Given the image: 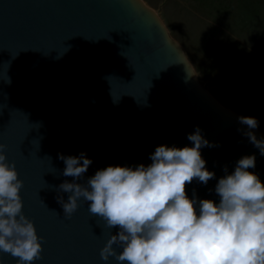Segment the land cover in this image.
I'll use <instances>...</instances> for the list:
<instances>
[{
  "label": "water",
  "instance_id": "95a60500",
  "mask_svg": "<svg viewBox=\"0 0 264 264\" xmlns=\"http://www.w3.org/2000/svg\"><path fill=\"white\" fill-rule=\"evenodd\" d=\"M239 117L201 84L143 0H0V143L23 181L22 212L43 238L32 264H117L100 250L119 229L93 216L90 202L64 216L57 196L70 194L58 186L74 178L62 174L60 154L92 161L75 181L84 184L109 165H149L157 146H193L187 136L199 127L216 145L201 148L215 177L186 191L218 204V180L244 156L255 155L249 171L264 182V155L245 133L264 134ZM17 259L0 251V264Z\"/></svg>",
  "mask_w": 264,
  "mask_h": 264
},
{
  "label": "clouds",
  "instance_id": "9594fccd",
  "mask_svg": "<svg viewBox=\"0 0 264 264\" xmlns=\"http://www.w3.org/2000/svg\"><path fill=\"white\" fill-rule=\"evenodd\" d=\"M238 119L249 129L259 127L255 117ZM245 135L264 155V140L252 131ZM187 139L193 146H157L149 165H109L84 184L75 181L92 163L86 154L59 155L65 164L62 174L74 178L58 186L70 194L67 201L57 196L64 216L71 218L83 198L90 202L93 216L102 218L106 227L119 229L100 250L102 260L111 257L117 264H264V182L249 171L255 167V155L240 158L235 170L218 180V204L189 198L188 184L198 180L206 185L215 177L205 167L201 148L216 145L201 135L199 127ZM6 148L0 143V251L18 258L17 264H32L41 256L43 238L22 212L23 181L15 162H6ZM114 245L122 250L118 252Z\"/></svg>",
  "mask_w": 264,
  "mask_h": 264
},
{
  "label": "rangeland",
  "instance_id": "374dc122",
  "mask_svg": "<svg viewBox=\"0 0 264 264\" xmlns=\"http://www.w3.org/2000/svg\"><path fill=\"white\" fill-rule=\"evenodd\" d=\"M182 46L201 84L264 134V0H143Z\"/></svg>",
  "mask_w": 264,
  "mask_h": 264
}]
</instances>
